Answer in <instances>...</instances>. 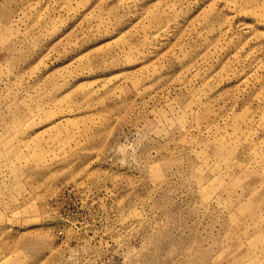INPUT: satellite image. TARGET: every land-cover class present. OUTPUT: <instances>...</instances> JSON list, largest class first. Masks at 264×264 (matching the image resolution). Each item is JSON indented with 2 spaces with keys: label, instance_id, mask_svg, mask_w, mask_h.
Returning <instances> with one entry per match:
<instances>
[{
  "label": "rangeland",
  "instance_id": "obj_1",
  "mask_svg": "<svg viewBox=\"0 0 264 264\" xmlns=\"http://www.w3.org/2000/svg\"><path fill=\"white\" fill-rule=\"evenodd\" d=\"M0 264H264V0H0Z\"/></svg>",
  "mask_w": 264,
  "mask_h": 264
}]
</instances>
